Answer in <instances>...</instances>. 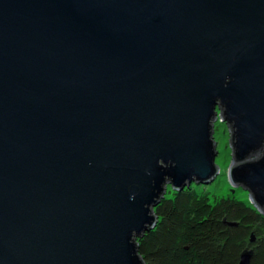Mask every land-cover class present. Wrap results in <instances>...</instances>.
<instances>
[{"label":"water","instance_id":"water-1","mask_svg":"<svg viewBox=\"0 0 264 264\" xmlns=\"http://www.w3.org/2000/svg\"><path fill=\"white\" fill-rule=\"evenodd\" d=\"M217 110L264 214V0H0V264H145Z\"/></svg>","mask_w":264,"mask_h":264},{"label":"trees","instance_id":"trees-1","mask_svg":"<svg viewBox=\"0 0 264 264\" xmlns=\"http://www.w3.org/2000/svg\"><path fill=\"white\" fill-rule=\"evenodd\" d=\"M156 224L137 239L145 264H264V214L235 197L196 185L169 193L154 207Z\"/></svg>","mask_w":264,"mask_h":264},{"label":"rangeland","instance_id":"rangeland-1","mask_svg":"<svg viewBox=\"0 0 264 264\" xmlns=\"http://www.w3.org/2000/svg\"><path fill=\"white\" fill-rule=\"evenodd\" d=\"M217 115V119L213 126V140L216 142L215 148L217 150V154L214 161L218 166V173L209 183H192V186L196 185L199 188H203L216 197H235L252 204L249 198V192L240 185H233L229 180L228 170L232 160L231 147L229 143V128L226 122L219 117L218 110ZM166 188L169 193L174 192V190L170 188V185H167Z\"/></svg>","mask_w":264,"mask_h":264}]
</instances>
